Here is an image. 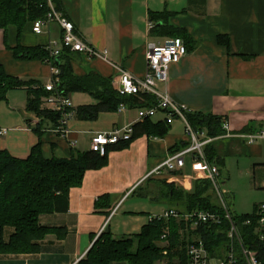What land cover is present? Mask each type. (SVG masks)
Segmentation results:
<instances>
[{"label":"crops","instance_id":"1","mask_svg":"<svg viewBox=\"0 0 264 264\" xmlns=\"http://www.w3.org/2000/svg\"><path fill=\"white\" fill-rule=\"evenodd\" d=\"M57 2L61 12L74 23L76 32L102 53L88 58L75 52L72 67L77 75L96 72L115 80L126 70L143 77L148 71L149 49L172 37L166 34L170 27L185 30L194 47L172 63L168 82L158 83V89L186 105L190 112L213 113L228 123L225 134L210 138L207 143L213 145L221 164L211 163L219 167L223 185L229 191L227 195L234 196V189L242 185L259 192V197L252 200L254 210L246 213L253 214L258 202L264 201V137L254 142L247 137L264 132V0ZM221 36L228 43L220 42ZM62 37L63 29L57 22L45 27L42 34L33 31L32 23L21 33L15 25L0 28V65L10 76L44 85L53 76L50 64L40 59L19 58L15 49L46 47L50 41L59 42ZM87 94L75 92L70 97L77 96L78 106L97 102L89 100ZM28 96L27 87H22L10 90L7 99L0 101V127L8 129L0 135V150L19 158H26L39 141L33 130L36 120L24 111ZM127 107L123 112H102L96 120H81L75 113L70 125L72 137L78 140L76 149L89 150L80 146L86 141L85 135L91 141L94 132L137 122L136 108ZM151 121L166 123L168 133L164 137L141 135L125 149L110 150L105 166L87 170L82 184L71 188L68 211L40 216L42 225L62 228L66 231L64 236L48 234L40 241L37 253L0 254V264H77L103 231L110 230L117 239L131 237L139 234L154 216L175 208L165 204L172 202L165 193V180L192 192L197 181L204 177L202 161L188 159L182 169L149 176L169 154L190 144L181 118L167 123L165 112L158 111ZM42 141L46 158L72 154L69 143L51 129L44 132ZM105 195L109 198L102 200ZM97 202L101 204L97 206ZM11 231L7 229V237ZM159 245L167 247L169 241H161ZM164 256L163 261L169 259L168 254ZM177 260L176 257L173 262ZM168 263L171 264L169 260Z\"/></svg>","mask_w":264,"mask_h":264},{"label":"trees","instance_id":"2","mask_svg":"<svg viewBox=\"0 0 264 264\" xmlns=\"http://www.w3.org/2000/svg\"><path fill=\"white\" fill-rule=\"evenodd\" d=\"M56 8L60 4L54 0ZM47 8L44 0H0V28L6 29L15 25L21 33L28 23L45 17ZM76 30V29H75ZM166 34L180 37L189 51L194 46L185 30L170 27ZM220 42L227 38L220 37ZM228 43V42H227ZM74 51L63 46L60 52V63L54 65L59 73L58 84L64 93L70 95L84 92L93 96L97 102L78 106L76 114L81 120H96L102 112L117 111L121 103L132 108L155 106L157 101L152 94L121 95L113 86L111 77H104L96 72L77 75L72 67ZM15 55L25 59L47 60L49 53L44 46H18ZM27 87L29 96L26 110L35 118L33 130L38 134L39 141L31 149L26 158L15 157L7 150H0V254H24L40 251V241L48 234L64 236L65 230L59 227L44 226L40 216L46 213L66 212L69 209L71 188L82 184L84 175L89 169L102 168L108 163L110 150L127 148L130 143L141 135L164 137L169 127L164 122L153 123L151 119L137 122L134 125L132 140L108 147L105 155L94 151L72 149L70 157L46 158L43 154L42 136L47 129L59 125L60 115L54 111L41 109V98L46 94L44 85L34 80H21L6 73L0 65V100L7 99L12 89ZM187 120L195 131L204 132L207 137L215 138L226 133L224 118L213 113L187 112ZM183 145L172 150H178ZM205 156L209 162L220 165L211 143L205 147ZM166 195L174 202L175 208L181 213L194 210H209L223 215V209L215 199L210 180L200 179L192 192L177 187L174 182L164 181ZM105 195L102 200L108 199ZM101 203L97 202V206ZM245 236L254 237L257 218L254 214L235 217ZM249 219L250 225L243 222ZM184 219L155 218L145 225L139 234L117 239L110 230L103 231L77 264H110L113 261H128L132 264H158L165 258L163 251L168 250L171 264L179 259V264H188L187 244L192 236L200 237L212 256L223 257L228 250V222L203 224L191 232H184ZM166 227H169V245L162 247L159 243ZM11 228L10 235L6 231Z\"/></svg>","mask_w":264,"mask_h":264},{"label":"built area","instance_id":"3","mask_svg":"<svg viewBox=\"0 0 264 264\" xmlns=\"http://www.w3.org/2000/svg\"><path fill=\"white\" fill-rule=\"evenodd\" d=\"M47 8L45 17L33 22V31L42 34L44 28H50L53 22H57L63 29L61 41H50L46 45L49 58L45 60L51 66L53 76L51 80L44 84L46 94L41 98V109L54 111L60 115L59 125L51 128L56 134L64 138L72 149L77 148L78 140L72 137L71 120L75 116L76 110L70 95L64 93L59 88L60 78L58 68L54 65V58L60 55L63 46L69 47L74 52H81L88 58L102 56L92 45L87 43L77 32L74 23L69 20L61 11L56 8L54 0H44ZM61 44L60 47L58 45ZM188 49L184 40L180 37H168L162 43L154 44L147 54L148 71L143 77H137L129 71L122 70L119 77L113 80V86L121 95H142L152 94L157 101L155 106L137 107V122H145L156 115L158 111L166 114V122L172 123L175 117L181 118L186 124V133L189 135L190 144L184 149L169 154L163 162L156 167L151 175H162L164 171L174 172L182 169L189 159L190 161H202L204 163L203 175L201 179L210 180L217 203L223 209V215L209 210H194L181 213L175 208L165 210L163 213L154 216L151 220L178 218L184 219V232H191L197 227L210 222L220 224L223 219L228 222L227 240L228 250L223 257L212 256L205 242L200 237H193L187 244L188 264H264V202L257 205L254 215L257 224L254 230V237L249 238L242 232L238 221L232 214L225 194L228 190L224 187L221 172L215 163H211L205 156V145L211 137H207L204 132L201 134L193 129L187 120L186 113L190 112L186 105L177 103L167 92L158 89V83H167L170 78V68L173 62L180 60L187 55ZM125 103H121L118 111L127 109ZM135 122L127 123L124 126H117L111 130L94 132L90 141V150L100 155L108 152V147L117 144L130 142L134 132ZM224 128L228 130V123L224 122ZM8 132L5 127H0V135ZM249 142H254L261 134L247 135ZM251 221L246 219L243 224L250 225ZM170 229L166 227L162 238L163 242L169 241ZM164 255L168 250L163 251ZM165 264H169L166 262Z\"/></svg>","mask_w":264,"mask_h":264},{"label":"rangeland","instance_id":"4","mask_svg":"<svg viewBox=\"0 0 264 264\" xmlns=\"http://www.w3.org/2000/svg\"><path fill=\"white\" fill-rule=\"evenodd\" d=\"M88 97H89V100H92L93 102L96 101V99L91 96L90 94H87ZM72 99V103L74 106H78L77 103L79 102V99H77V96L74 95L71 97ZM2 101V100H0ZM25 109L27 108V101H26V106L24 107ZM27 112V110H25ZM88 136L85 135V138H86V141L83 142L82 144H80L81 147H85V148H89L90 149V141H88L87 139ZM239 184H241L242 182L241 181H235ZM235 192H234V196L232 197L231 195H227L225 194V199L228 203V206L232 212V214L236 217L239 215H242V214H246L247 212H252L254 209L252 208L253 207V204L252 203V200L256 197H259L258 196V191H251L249 188H247L246 186L242 185L241 188H237V189H234ZM149 198V197H148ZM148 201H152L151 198L148 199ZM264 201H259L258 204L262 203ZM235 205V209L233 208V204ZM166 205L168 206H173L174 204H172V202H165ZM165 261L163 260H160L158 262V264H165L166 262H168L169 259H164ZM174 264H179V260H177V262H175Z\"/></svg>","mask_w":264,"mask_h":264},{"label":"water","instance_id":"5","mask_svg":"<svg viewBox=\"0 0 264 264\" xmlns=\"http://www.w3.org/2000/svg\"><path fill=\"white\" fill-rule=\"evenodd\" d=\"M56 63H57V64L60 63V56H57V57H56Z\"/></svg>","mask_w":264,"mask_h":264}]
</instances>
